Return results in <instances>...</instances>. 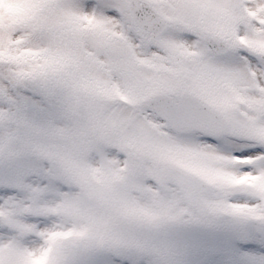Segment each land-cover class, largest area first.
Wrapping results in <instances>:
<instances>
[{
    "label": "snow or ice",
    "instance_id": "snow-or-ice-1",
    "mask_svg": "<svg viewBox=\"0 0 264 264\" xmlns=\"http://www.w3.org/2000/svg\"><path fill=\"white\" fill-rule=\"evenodd\" d=\"M0 264H264V0H0Z\"/></svg>",
    "mask_w": 264,
    "mask_h": 264
}]
</instances>
